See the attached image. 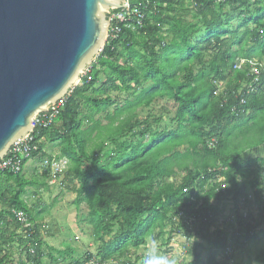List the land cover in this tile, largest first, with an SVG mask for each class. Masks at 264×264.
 <instances>
[{"label":"trees","instance_id":"trees-1","mask_svg":"<svg viewBox=\"0 0 264 264\" xmlns=\"http://www.w3.org/2000/svg\"><path fill=\"white\" fill-rule=\"evenodd\" d=\"M129 2L145 15L143 25L133 18L120 25L118 38L108 40L90 66L91 81L83 76L53 125L34 134L40 150L55 145L57 159L67 161L74 204L87 207V222L99 243L95 254L66 262L72 253L67 248L61 260L52 261L144 264L137 257L131 260L132 251L156 231L162 237L169 226L171 235L176 228L187 235L192 230L209 246L204 263L198 252L203 246L195 244L189 264H235L236 253L244 254L264 238V158L226 151L233 126L264 116V69L256 94L244 90L251 81L249 65L234 70L238 59L263 64L264 0ZM234 14L241 18L235 31ZM161 100L175 106L174 128L160 130L161 116L140 120L139 111ZM213 139L216 144L210 146ZM261 145L264 139L256 148ZM49 173L44 170L43 178ZM36 183L23 172L0 171V264H13L14 245L26 258L17 264H43L39 215L25 200ZM250 193L258 214H241ZM228 198L235 220L212 231L219 205ZM13 211L22 212L26 223ZM248 259L264 264V252Z\"/></svg>","mask_w":264,"mask_h":264},{"label":"water","instance_id":"water-1","mask_svg":"<svg viewBox=\"0 0 264 264\" xmlns=\"http://www.w3.org/2000/svg\"><path fill=\"white\" fill-rule=\"evenodd\" d=\"M124 0H0V160L66 99Z\"/></svg>","mask_w":264,"mask_h":264},{"label":"rangeland","instance_id":"rangeland-1","mask_svg":"<svg viewBox=\"0 0 264 264\" xmlns=\"http://www.w3.org/2000/svg\"><path fill=\"white\" fill-rule=\"evenodd\" d=\"M187 19L191 20V17ZM240 22L241 18L237 14H234V20L231 23L234 31ZM250 28H253V26L250 25ZM241 30L243 31L244 28ZM235 48L237 49L238 47ZM250 61L257 63L256 60ZM262 63L263 64L259 63V65H262L264 68V58L262 59ZM103 80L104 77L102 76L101 81ZM122 100H125V95L122 96ZM174 114L175 106L173 103H167L162 100L156 101L148 110L143 112L139 111L140 120H144L147 117H150L151 120L152 118L158 119L159 116H161L162 121L159 126L160 130L166 127H168V129L174 128L170 123ZM262 128H264V116H258L255 122L246 119L237 126H233L230 129L231 138L229 143L226 144L227 153L230 154L232 152V154L240 155L248 151L247 155H245L248 158H264V146L261 145L260 148H256L264 139V133L260 132ZM156 129H158V126ZM54 149L58 150V147L55 146ZM51 152L54 153L52 150ZM56 152H59V150ZM36 159L34 158V160L27 163L26 171L24 170L23 175L27 180H36L37 182L35 186L27 189L25 200L29 208L35 214L37 213L39 215L37 225L40 228L42 241L44 243L43 250L45 252L43 264H55L52 260L56 258L60 259V254L66 253L67 248H71L72 253L70 256H66V262L79 260L87 253L95 254L99 247V243L95 242L92 233L93 229L87 222V207L82 205L77 208L74 204L76 196L70 191L72 183L66 176L68 168L67 161L65 159H61L62 161L59 159L62 163H58V169L61 172L63 171L62 173H59L60 171H49L50 173L47 178H43L44 169L41 168L40 161L38 160V162H36ZM35 164L40 165V169H33L32 166ZM183 175H178L174 179L180 182V178H182ZM249 196L248 200L250 204H245L241 211H239L241 214H245L248 211L253 214H258L253 195L251 194ZM261 201L264 203V190L261 195ZM219 206L220 211L216 214L212 231L213 229H223L229 219L235 220L234 215L236 210L232 198L224 199ZM170 231L171 228L167 226L163 231L164 234L162 237L157 236L159 231L151 234L145 246L132 251L131 260L137 257L140 260L139 262L144 263L145 259L149 258V254H151L157 259L168 261L169 264H172V262H174V264H189L193 261L192 253L195 244H201L203 247L199 248L198 252L201 253L203 262H207L210 248L201 239L195 238L192 230L189 232V235L177 228L174 229L175 233H173V235L170 234ZM13 248L11 262L13 264H17L23 260L25 262V255L20 256V250L16 245H14ZM247 250L244 254L239 252L234 255L235 264H249L248 255L255 258L261 251L264 252V238L251 243ZM50 256H52L53 259H51ZM222 257L223 255L219 252L217 254V259L221 260Z\"/></svg>","mask_w":264,"mask_h":264},{"label":"built area","instance_id":"built-area-1","mask_svg":"<svg viewBox=\"0 0 264 264\" xmlns=\"http://www.w3.org/2000/svg\"><path fill=\"white\" fill-rule=\"evenodd\" d=\"M222 1V0H220ZM131 18L135 19L136 24L138 26H142L145 15L141 12L137 7H133L129 0H124V7L120 9L115 14L110 15L109 26L107 30V41L108 40H116L120 34V25L127 23ZM245 63H249L250 67V77L251 81L244 85L245 93L247 94H255L256 89L254 88L255 84L259 81V76L261 75L262 65L258 63L251 62L250 60L238 59L236 64L234 65V70L241 69ZM90 68L84 74V77L87 79L86 83L91 81L90 78ZM85 83V81H84ZM219 91H222L220 89ZM218 91V93H219ZM217 93V94H218ZM241 93V92H240ZM245 93L239 94L240 98L243 99ZM65 100L58 103L55 106H52L48 109L47 112L38 114L33 120V130L30 132L23 140H21L18 144H16L12 150L7 154V156L0 160V171L10 170L14 174L22 173L26 164L33 160L36 156L42 157L41 168L49 171L59 172L58 163L61 164L62 160H58L56 156L49 154L46 149H39L38 142L35 140V131L41 128H49L53 125L54 120L56 119L60 108ZM244 100H242V104ZM232 111H235L233 108ZM216 144V140L213 139L209 145L214 146ZM26 162V163H25ZM25 163V165H24ZM264 168V167H263ZM61 172V171H60ZM59 172V173H60ZM261 181L264 183V169L261 172ZM15 218H17L20 222L26 223L25 215L20 211H13ZM232 252H226V255L229 256ZM84 264H95L94 261L86 262ZM98 264H116L113 262H99Z\"/></svg>","mask_w":264,"mask_h":264},{"label":"crops","instance_id":"crops-1","mask_svg":"<svg viewBox=\"0 0 264 264\" xmlns=\"http://www.w3.org/2000/svg\"><path fill=\"white\" fill-rule=\"evenodd\" d=\"M54 147H55V145H48V146H46V150L49 152V154H51V155H54V156H58L59 155V152H56V151H58L59 150V148H58V150L57 149H54ZM51 150L52 151H54V153H52L51 152ZM37 158V159H36ZM35 159L37 160H35L36 162H38V160L40 161V163H41V161H42V159H40L39 157H36ZM34 160V159H33ZM26 166H27V164H26ZM26 166H25V168H24V170L26 171ZM40 165H37V164H35V165H33L32 166V168L33 169H37V168H39L40 169V167H39ZM35 167V168H34ZM38 169V170H39ZM24 170H23V172H24ZM40 171V170H39ZM63 172V171H62ZM62 172H60V173H62Z\"/></svg>","mask_w":264,"mask_h":264},{"label":"clouds","instance_id":"clouds-1","mask_svg":"<svg viewBox=\"0 0 264 264\" xmlns=\"http://www.w3.org/2000/svg\"><path fill=\"white\" fill-rule=\"evenodd\" d=\"M144 264H169V262L165 260L157 259L151 254H149V258L145 259ZM172 264H174V262H172Z\"/></svg>","mask_w":264,"mask_h":264},{"label":"bare ground","instance_id":"bare-ground-1","mask_svg":"<svg viewBox=\"0 0 264 264\" xmlns=\"http://www.w3.org/2000/svg\"><path fill=\"white\" fill-rule=\"evenodd\" d=\"M107 42V41H106ZM249 65V63H245L243 66H242V68L241 69H237V70H242L244 67H247ZM262 69H264L263 67H262ZM249 70H250V67H249ZM254 88L256 89V87L254 86ZM256 92H257V89H256ZM256 92H255V94H256ZM117 264V263H116Z\"/></svg>","mask_w":264,"mask_h":264}]
</instances>
